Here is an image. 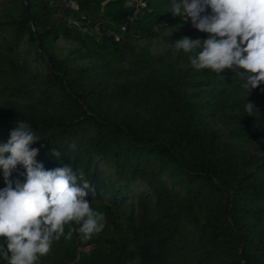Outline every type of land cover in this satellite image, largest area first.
<instances>
[{
	"label": "trees",
	"instance_id": "1",
	"mask_svg": "<svg viewBox=\"0 0 264 264\" xmlns=\"http://www.w3.org/2000/svg\"><path fill=\"white\" fill-rule=\"evenodd\" d=\"M12 1L21 3L18 13L0 14V100L8 98L0 102V144L27 122L39 139L30 145L39 150L36 162L44 170L70 166L82 173L94 188L86 199L104 214L103 230L112 228L109 237L94 234L80 243L95 245L90 256L65 245V230L54 251L63 253L57 264L76 258L77 264H264V149L256 155L242 146L264 143V83L246 89L236 75L242 69L194 68L190 57L200 49L154 55L137 47L136 38L158 36L154 27L169 19L172 0H165L168 14L161 1L147 0L152 12L131 23L133 13L121 2L101 11L100 0H78L75 12L59 0ZM56 11L62 15L51 21L46 14ZM82 17L97 32L82 34L68 24H85ZM176 22L192 25L178 17L169 25ZM58 37L77 42L73 52L86 65L59 58ZM179 37L165 40L171 45ZM33 45L48 63L42 77L29 70ZM247 102L254 104L251 113ZM95 158L111 166L112 176ZM9 179L13 187L26 182V169L17 165ZM123 182H140L146 191L137 195V215L118 223L112 211L131 191ZM6 186L2 172L0 190Z\"/></svg>",
	"mask_w": 264,
	"mask_h": 264
},
{
	"label": "clouds",
	"instance_id": "2",
	"mask_svg": "<svg viewBox=\"0 0 264 264\" xmlns=\"http://www.w3.org/2000/svg\"><path fill=\"white\" fill-rule=\"evenodd\" d=\"M209 8L211 15L202 16ZM171 13L190 18L196 29L209 34L203 41H175V48L185 53L200 49L190 57L194 68L216 73L242 69L236 75L246 89L264 83V0H172ZM245 110L251 113L254 104L247 102ZM18 124L8 142L0 144V170L7 185L0 190V239L5 242L0 253L7 264H37L65 235V226L79 225L69 228L66 239L78 232L88 240L104 229L105 217L86 199L94 188L83 174L70 166L44 170L36 162L39 150L30 148L38 137L27 122ZM53 155L61 153L53 150ZM17 165L26 169V182L16 181L13 187L9 178Z\"/></svg>",
	"mask_w": 264,
	"mask_h": 264
},
{
	"label": "rangeland",
	"instance_id": "3",
	"mask_svg": "<svg viewBox=\"0 0 264 264\" xmlns=\"http://www.w3.org/2000/svg\"><path fill=\"white\" fill-rule=\"evenodd\" d=\"M152 1L153 4H155V2H162V5L164 6L163 9L166 10V13L168 14L171 9L169 8V6L166 4L165 0H149ZM21 7V3L20 2H15L12 0H0V14L2 13V11H9L13 14H17L19 9ZM153 10L157 11L158 8L152 7ZM46 15H48V18L51 21H57L62 13L60 11H56V12H51V13H47ZM210 15V14H209ZM155 30H157L158 32V36L156 37H152V38H143V37H139L135 39V44L137 47L142 48L144 46L148 47V50L151 54L154 55H160V54H165L168 51H172L174 52V54L176 55L177 53H179L180 50L175 48V44H168L165 40L166 37L176 34V33H180V39L188 37L190 39H192L193 41L196 40H200L203 41L207 38H209V34L205 33V32H201L198 29H196L193 25H184L181 22H176L175 24L169 25V26H158L156 25L154 27ZM1 36H5L4 33L1 34ZM118 37H116L117 40ZM6 44L9 43V37L6 36L5 38ZM11 44V43H9ZM25 46H23L22 44L18 47V51L23 53ZM78 49V44L77 42L74 41H66L61 37H58L55 41V53L56 55L61 58H67L70 59L71 61L74 60V63L77 66H84L87 63L86 59H78V55L75 54L73 51ZM22 57H24V55H22ZM27 60L29 63V70L31 72V74H37L40 77L44 76L47 73V60L46 58L40 54L37 49L36 46H30L28 48V55H27ZM11 100H17L16 98H10ZM8 100V98H5L3 100H0L1 103L6 104V101ZM209 125L217 131H220L221 133L225 134L226 130L225 128L213 121H209L208 122ZM242 146L245 150H247L249 153L251 154H261L262 150L264 149V143L261 144H256L253 142H243ZM95 160L98 162V165L100 166V168L102 170H104L105 172H107L108 175L112 176L111 173V166L103 159H97L95 158ZM2 173V170H0V174ZM125 186H129L131 191H125L124 193L126 194V200L125 203L122 204L121 206H119L116 209H113L112 214H113V218L116 222L118 223H123L124 222V218L126 216H128L130 213H134L135 215H137L138 213V203H137V195H139L142 192L146 191V187L140 183V182H136V183H131L128 184L126 182L122 183ZM78 227V225L76 224H71V225H67L65 226V230H67V233L69 231V228H76ZM111 231H101L100 233H98V235H102L103 237H109L111 232H112V228L110 227ZM76 232H73L71 239H66L65 240V245L70 246V245H75L76 246V252L83 254L85 256H90L92 253L95 252V245L94 244H87V245H83L80 244L82 242H86L88 240H83L81 238V236L78 234H75ZM65 239L64 236H62L60 238L61 239ZM59 240V241H60ZM59 241H54L51 247L50 252L46 255L41 257L37 264H57L59 261H62V257H63V253H57V255L55 254V252L57 251V249L61 248L58 245ZM4 240L0 239V246H2L4 244ZM89 247V248H88ZM55 251V252H54ZM63 251V250H62ZM90 251V252H89ZM1 254V253H0ZM2 258V255H0V260ZM3 262V261H2ZM78 260L76 258L75 261L73 262H69L68 264H77ZM1 264V262H0Z\"/></svg>",
	"mask_w": 264,
	"mask_h": 264
},
{
	"label": "built area",
	"instance_id": "4",
	"mask_svg": "<svg viewBox=\"0 0 264 264\" xmlns=\"http://www.w3.org/2000/svg\"><path fill=\"white\" fill-rule=\"evenodd\" d=\"M101 1V11H103L104 6L108 3H113V2H121L123 3L124 7L129 9L130 11H132L133 16L129 17L128 22H132L134 17L136 15H138L141 12H147V13H151L152 9L148 6V1L147 0H100ZM59 5L61 8L66 9V10H70V11H75L78 12L79 11V3L78 0H59ZM203 15H209L207 10L205 13L201 14ZM178 17L180 18L182 21H187V19H183L182 17L179 16H174L172 13L169 16V19L167 20H163L159 23V27L160 26H168L170 23V19ZM82 20H87V22L81 23L78 21H74V20H69L68 24H72L74 27H76L82 34H93L95 32H97V25L95 26H90L89 25V19L87 17H82ZM188 22H191L190 18L188 20ZM125 27H122V30H124ZM89 248V247H88Z\"/></svg>",
	"mask_w": 264,
	"mask_h": 264
}]
</instances>
